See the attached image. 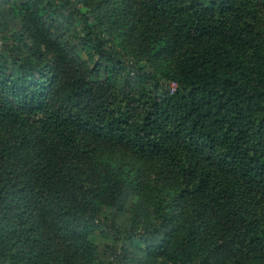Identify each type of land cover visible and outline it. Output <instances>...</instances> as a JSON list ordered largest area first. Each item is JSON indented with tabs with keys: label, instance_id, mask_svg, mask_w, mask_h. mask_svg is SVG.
I'll list each match as a JSON object with an SVG mask.
<instances>
[{
	"label": "trees",
	"instance_id": "16d2710c",
	"mask_svg": "<svg viewBox=\"0 0 264 264\" xmlns=\"http://www.w3.org/2000/svg\"><path fill=\"white\" fill-rule=\"evenodd\" d=\"M0 264H264V0H0Z\"/></svg>",
	"mask_w": 264,
	"mask_h": 264
},
{
	"label": "built area",
	"instance_id": "2783aa9c",
	"mask_svg": "<svg viewBox=\"0 0 264 264\" xmlns=\"http://www.w3.org/2000/svg\"><path fill=\"white\" fill-rule=\"evenodd\" d=\"M176 87H177V83L176 82H172V88H173V90H175Z\"/></svg>",
	"mask_w": 264,
	"mask_h": 264
},
{
	"label": "rangeland",
	"instance_id": "374dc122",
	"mask_svg": "<svg viewBox=\"0 0 264 264\" xmlns=\"http://www.w3.org/2000/svg\"><path fill=\"white\" fill-rule=\"evenodd\" d=\"M96 237H97L98 241H101L103 239V237L101 235H98V234L96 235Z\"/></svg>",
	"mask_w": 264,
	"mask_h": 264
}]
</instances>
